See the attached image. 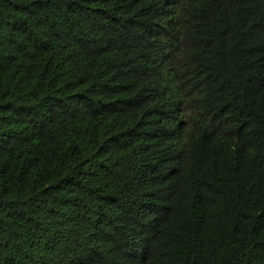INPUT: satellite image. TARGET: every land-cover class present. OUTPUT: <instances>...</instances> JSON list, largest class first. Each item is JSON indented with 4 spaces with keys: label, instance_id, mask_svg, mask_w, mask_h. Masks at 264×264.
Returning <instances> with one entry per match:
<instances>
[{
    "label": "trees",
    "instance_id": "1",
    "mask_svg": "<svg viewBox=\"0 0 264 264\" xmlns=\"http://www.w3.org/2000/svg\"><path fill=\"white\" fill-rule=\"evenodd\" d=\"M0 264H264V0H0Z\"/></svg>",
    "mask_w": 264,
    "mask_h": 264
}]
</instances>
